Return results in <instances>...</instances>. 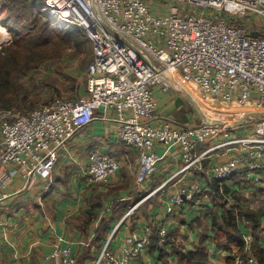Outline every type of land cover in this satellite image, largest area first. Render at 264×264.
I'll list each match as a JSON object with an SVG mask.
<instances>
[{
	"label": "built area",
	"instance_id": "2783aa9c",
	"mask_svg": "<svg viewBox=\"0 0 264 264\" xmlns=\"http://www.w3.org/2000/svg\"><path fill=\"white\" fill-rule=\"evenodd\" d=\"M172 2L169 12L156 14L147 0H45L46 16L59 26H77L90 37L94 59L87 68L85 94L79 99L56 100L27 114L0 108V188L19 175L30 183L35 177L52 179L61 152L96 119L116 122L118 139L138 152V185L156 171L162 158L158 147L165 154L178 149L182 167L177 175L203 170L206 156L225 149L235 153L214 163L213 179L227 180L242 169L264 166V118L250 115L255 129L243 133L239 129L245 126L226 117L238 116L237 111L200 107L197 124L161 122L154 93L155 86L169 93L181 92L180 83H192L203 97L221 105L244 106L254 96L256 108L264 110V0ZM180 5L194 11L184 13ZM255 16L261 24H256ZM208 143L209 148L198 151ZM120 168L116 157L94 150L83 174L89 183H107ZM209 191L207 184L195 182L172 201L199 205L211 199ZM7 196L0 191V200ZM239 222L249 221L242 217ZM156 229L161 235L159 245L165 247L168 229ZM153 233L146 226L120 250L109 239L95 264H133L151 244ZM243 239L244 245L231 253L235 264H260L253 254L250 228L244 230ZM47 260L76 264L72 245L63 244L62 238Z\"/></svg>",
	"mask_w": 264,
	"mask_h": 264
},
{
	"label": "crops",
	"instance_id": "0c3cea01",
	"mask_svg": "<svg viewBox=\"0 0 264 264\" xmlns=\"http://www.w3.org/2000/svg\"><path fill=\"white\" fill-rule=\"evenodd\" d=\"M147 2L156 14H165L175 5L172 0ZM254 20L256 24L262 23L257 16ZM154 93L159 121L172 119L181 126L192 124L194 116L183 111L179 92L167 93L155 86ZM209 99L214 104H221L216 99ZM255 101L253 96L244 106L229 104L235 108L232 111L245 117L240 120L239 115L226 116L246 127L236 133L255 129L250 115L264 118V110L257 109ZM197 107L201 114L200 105ZM217 107L220 111L227 110ZM116 127L114 121L94 120L80 131L68 150L61 152L52 179L35 177L30 183L29 179L19 175L0 188L8 195L0 200V264H50L47 256L60 238L63 244L72 245L76 264H95L109 239L112 247L120 250L133 233L142 234L146 226L153 230L166 227L172 243L162 247V251L151 240L147 250L133 264H181L177 253L195 251L201 244L205 246L211 264H228L232 250L240 246H231L232 250H228L220 248L214 241L209 211L213 208L212 198L199 205L188 200L175 205L172 198L195 182L210 187L213 180L211 167L228 160L235 151L218 150L206 156L204 169L200 171L205 176L198 181L196 170L177 175L182 167L177 148L165 154L164 149L158 147L157 152L162 158L156 171L144 184L138 185L139 154L118 139ZM207 148L209 143L201 145L198 151ZM94 150L109 153L121 162L120 170L107 183H89L83 174L88 156ZM257 170L264 173V166ZM257 170H249L247 178L240 182L229 181L228 201L232 205L233 195H241L246 200L242 201V206L260 213V242L264 247V206L260 204L264 201V176ZM255 177L260 179L255 181ZM169 207L173 210L169 211ZM239 224L244 230L250 228L253 235L250 222Z\"/></svg>",
	"mask_w": 264,
	"mask_h": 264
},
{
	"label": "rangeland",
	"instance_id": "374dc122",
	"mask_svg": "<svg viewBox=\"0 0 264 264\" xmlns=\"http://www.w3.org/2000/svg\"><path fill=\"white\" fill-rule=\"evenodd\" d=\"M1 1L8 2L10 9L0 12V58L7 54L8 49H15L16 47L23 55L24 52L30 54L32 50L37 51L38 54L31 56L36 61L32 63L29 71L18 82L30 92L27 103H35L39 107L56 100H76L83 96L86 91L87 68L93 58L92 43L89 42L88 46L82 47L80 50L75 43H70L69 40L51 34L46 28L45 22L48 16L42 12L43 7L40 9L38 6L31 12L33 0ZM180 8L184 13L194 11L193 8L185 9L181 5ZM8 18L9 24L14 25L15 31L13 32L6 25ZM55 21L54 27L61 29L68 27L59 26ZM245 26L247 25L245 24ZM178 95H180L184 105L183 111L189 113L191 117L194 116L192 124L199 123V117H202L197 107L198 104L201 109L211 111H220V107L216 108V106H225L214 104L210 99L203 97L198 87L189 89L184 87ZM230 107L233 108V106ZM12 109L24 111L18 105ZM238 119H245V117L239 115ZM240 197L242 201L245 200L243 196L240 195ZM260 204L264 206V201Z\"/></svg>",
	"mask_w": 264,
	"mask_h": 264
},
{
	"label": "trees",
	"instance_id": "16d2710c",
	"mask_svg": "<svg viewBox=\"0 0 264 264\" xmlns=\"http://www.w3.org/2000/svg\"><path fill=\"white\" fill-rule=\"evenodd\" d=\"M44 4L45 0H33L31 12L38 6L41 9ZM9 9V3L0 0V12ZM45 23L46 28L51 34L57 35L61 39L69 40L70 43H75L80 50L82 47L88 46L89 42H91L93 50L92 60L94 59L93 41L79 27L68 26L64 29L54 27V19L51 17H48ZM6 25L10 31H15L14 25L9 24V18L6 20ZM15 34L17 35V33ZM34 55H38L37 51L32 50L30 54L24 52L23 55V53L18 50V47H16L15 49H8L7 54L0 58V108L12 109V107L18 105L19 108L24 111L17 112L27 114L38 107L35 103H27L30 92L24 85L18 84L22 77L29 71L32 63L36 61L34 57H31ZM257 172L264 176L263 171L257 170ZM195 173L198 181L205 176V174L197 170ZM249 173V170H241L227 180H211L209 194L212 198L213 208H210L209 211L212 213L213 239L220 248L232 250L231 246L242 247L244 245V229L239 224V219L245 217L249 220L253 228V254L260 264H264V247L260 242V227L262 222L260 213L242 206V198L238 194L233 195L232 205H230L228 201V193L230 191L228 186L229 181L234 180L240 182L246 179ZM219 210H221V213H219ZM151 239L155 247L162 248V246L159 245L161 235L157 229L154 230ZM170 243H172V240L170 236H168L166 246ZM177 256L181 264H211L203 244L195 251L188 253L179 252ZM228 264H235L234 259L230 258Z\"/></svg>",
	"mask_w": 264,
	"mask_h": 264
},
{
	"label": "bare ground",
	"instance_id": "6f19581e",
	"mask_svg": "<svg viewBox=\"0 0 264 264\" xmlns=\"http://www.w3.org/2000/svg\"><path fill=\"white\" fill-rule=\"evenodd\" d=\"M178 86L180 87V90H183L184 87H186V88H188V89H189V88H194V87H196V86H195L194 84H192V83H185V84H183V85L180 83ZM193 95H195V94H193ZM216 108H217V106H216ZM226 109H227V110L224 109V111H231L232 109H235V108H232V107H230V106H226Z\"/></svg>",
	"mask_w": 264,
	"mask_h": 264
}]
</instances>
